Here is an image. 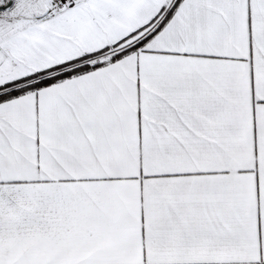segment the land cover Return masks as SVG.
I'll list each match as a JSON object with an SVG mask.
<instances>
[{
    "label": "snow or ice",
    "instance_id": "snow-or-ice-1",
    "mask_svg": "<svg viewBox=\"0 0 264 264\" xmlns=\"http://www.w3.org/2000/svg\"><path fill=\"white\" fill-rule=\"evenodd\" d=\"M0 264H264V0H0Z\"/></svg>",
    "mask_w": 264,
    "mask_h": 264
}]
</instances>
